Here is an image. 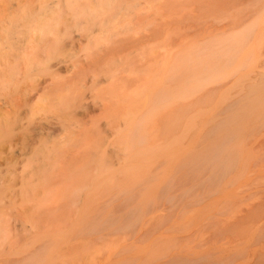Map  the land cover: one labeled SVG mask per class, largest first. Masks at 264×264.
<instances>
[{
  "label": "rangeland",
  "instance_id": "obj_1",
  "mask_svg": "<svg viewBox=\"0 0 264 264\" xmlns=\"http://www.w3.org/2000/svg\"><path fill=\"white\" fill-rule=\"evenodd\" d=\"M132 2L133 57L44 89L60 50L24 94L0 90V264H264V0ZM246 27L241 67L206 76L207 49Z\"/></svg>",
  "mask_w": 264,
  "mask_h": 264
},
{
  "label": "bare ground",
  "instance_id": "obj_2",
  "mask_svg": "<svg viewBox=\"0 0 264 264\" xmlns=\"http://www.w3.org/2000/svg\"><path fill=\"white\" fill-rule=\"evenodd\" d=\"M35 2L37 0H9L6 7L2 5L5 8L1 7L0 90L9 89L12 84L24 94L23 84L28 76H31L42 63L53 58L60 50L67 54L68 61H65L62 69L51 70V67H47L51 70L52 81L44 86V89L58 91L60 85L54 81L65 80L68 77L79 78L81 85L86 87L85 72L98 61L109 59L115 63H122L125 58H131L138 52L136 46L138 31H136L137 26L134 21L135 13L132 12L136 5L132 0H49L45 5L41 2L35 4ZM65 13L70 14L73 22L74 29L71 31L59 28L63 23L61 18ZM128 15L131 16V21L126 22ZM252 28L246 27L240 31H233L228 36L218 39L216 42L218 47H214L213 43L210 50L207 49L206 58L203 60L205 75L209 74L208 77H210L214 73L224 74L228 68H240L242 61L236 58L241 51L238 46L242 45V41L247 38L245 31ZM75 31H79V34H75ZM198 53L197 56H199ZM198 63L200 64V59ZM118 73L119 69H115L106 75V79L111 84L109 85L110 93L118 86V81L115 80ZM91 77L95 80L96 74ZM50 86L51 89L48 88ZM62 96L58 94L57 101L62 100ZM40 100H47V96H43ZM30 101L31 99H25L24 103ZM8 108L7 102L3 101L0 104L2 115L9 114ZM52 132L48 128L43 135L50 138ZM46 151L44 156L49 159L52 149H46ZM57 164V160L53 162L50 160L48 163L41 160L37 167L48 171L56 168ZM48 181L43 179L46 185ZM76 191L79 192V189ZM30 228H33L32 224ZM9 235H11L10 229L2 226L0 217V245L7 241Z\"/></svg>",
  "mask_w": 264,
  "mask_h": 264
}]
</instances>
